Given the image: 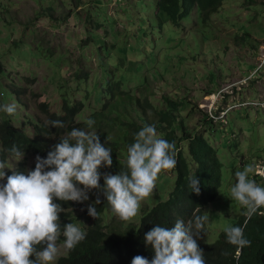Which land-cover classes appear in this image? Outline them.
Here are the masks:
<instances>
[{
    "label": "rangeland",
    "instance_id": "obj_1",
    "mask_svg": "<svg viewBox=\"0 0 264 264\" xmlns=\"http://www.w3.org/2000/svg\"><path fill=\"white\" fill-rule=\"evenodd\" d=\"M0 64V102L16 106L13 122L29 133L32 120L47 122L41 103L61 114L66 97L84 100L77 121L89 119L102 109L101 91L112 80L152 102L154 126L166 97L183 101L178 137L204 133L224 164L219 198L205 209L204 243H216L225 226L244 216L228 197L235 171L253 164L249 178L264 187V0L250 9L226 0L207 25L194 9L179 27L158 11L157 0H0ZM208 116L215 124H207ZM19 160L11 159V166ZM100 171L114 174L112 167ZM176 181L174 172H161L136 217L121 221L110 208L105 224H139L146 209L169 198ZM96 196L90 192L75 213L83 231L92 224L86 205ZM57 243L52 264L66 255L63 240Z\"/></svg>",
    "mask_w": 264,
    "mask_h": 264
},
{
    "label": "clouds",
    "instance_id": "obj_2",
    "mask_svg": "<svg viewBox=\"0 0 264 264\" xmlns=\"http://www.w3.org/2000/svg\"><path fill=\"white\" fill-rule=\"evenodd\" d=\"M0 111L13 116L16 106L0 105ZM48 123L54 128L64 127L61 120ZM84 123L91 129L95 121L89 118ZM107 139L102 143L97 132L72 128L51 146L45 157L27 155L28 159L35 156L34 168H31L34 163L30 166L27 161L29 169H15L25 156L15 145L11 152L18 158L10 160L20 159L19 162L12 167L10 160L8 166L0 160V264H52L59 252L57 242L61 236L66 255L59 259L86 238V230L71 222L61 223L64 208L56 201L77 202L79 208V203L88 201L89 193L96 190L95 201L86 205L91 220L98 217L95 205H100L102 194L121 221H131L137 216L141 202L155 190L160 173L176 166L175 142L158 136L154 125H144L127 147L123 161L125 170L116 174L102 173L100 169L113 165L112 149L106 147ZM253 173V164L235 171L236 182L229 190L228 197L245 209L246 218L242 226L228 225L223 229L226 242L236 247L235 259L245 247L251 246V241L244 236L248 220L264 209V187L249 178ZM188 187L200 194V181L195 174L189 178ZM108 214L107 211L105 216ZM208 221L207 215H195L187 222L177 219L172 227L156 224L144 234L145 246H150L154 255L150 260L135 255L131 264H206L198 240L207 230Z\"/></svg>",
    "mask_w": 264,
    "mask_h": 264
},
{
    "label": "trees",
    "instance_id": "obj_3",
    "mask_svg": "<svg viewBox=\"0 0 264 264\" xmlns=\"http://www.w3.org/2000/svg\"><path fill=\"white\" fill-rule=\"evenodd\" d=\"M225 1L157 0V9L169 18V22L174 27H179L183 19L197 9L201 14L202 23L207 25L212 16L220 12ZM241 1L248 9L259 4V0ZM1 69L0 64V71ZM100 95L105 97V101L102 109L89 117L95 121L91 129L87 128L84 122L77 121V117L85 108L84 100L71 101L66 97L63 101L62 114L52 113L48 103H41L47 122L40 123V121L32 120L30 133L24 126H16L13 118L6 114V117L0 119V160L5 161L8 166L11 157L18 158L11 152L15 145L25 155L15 169L26 171L29 169L27 155L39 154L45 157L60 137L66 135L72 128H81L97 132L102 143L107 137L106 147L112 149L114 174L124 171L123 161L127 155V147L134 142L135 134L144 125L153 124L148 117V110H153L155 107L148 98L142 100L138 94L133 95L131 89H125L121 81H109L107 88L101 91ZM165 101L167 102L166 110L157 114L155 127L162 138L169 142L174 141L176 144V166L165 171L177 174L176 186L170 198L146 210L139 224L126 227L124 223L120 226L105 224L107 217L105 214L110 206L103 196L100 197L101 203L96 208L98 217L93 219L90 216L93 223L85 231L86 238L73 250H67V256L59 259L56 264H131V259L135 255H142L150 260L154 253L151 247H146L144 243V234L148 230L156 224L172 227L177 219L187 222L195 215H204L205 209L219 198L220 189L223 186L224 164L219 157L218 149L212 145L204 133L198 131L185 133L183 138L178 137L177 114L185 107L184 102L178 103L167 97ZM0 105L4 104L0 102ZM2 112L0 111V114ZM206 119L207 124H215L210 116ZM52 120L63 121L64 127H51L48 122ZM182 125L185 128L184 122ZM34 166L35 163L31 168ZM5 171L11 174V171ZM194 174L200 181L199 195L188 187L189 178ZM56 202L61 203L64 208L60 214L62 224L75 223L78 220L74 216L78 209L77 202ZM261 212H264V209L253 215L244 228V236L251 241V246L245 247L238 259L234 258L236 247L226 242L224 232L216 243H203V238L208 235L205 229V233H201L202 238L198 240V244L204 251L206 264H264V214H260ZM245 219V216L241 217L234 226H242ZM61 239H64L63 236Z\"/></svg>",
    "mask_w": 264,
    "mask_h": 264
}]
</instances>
